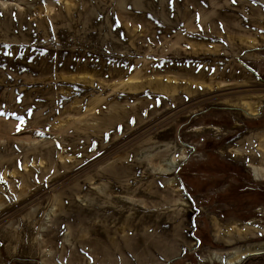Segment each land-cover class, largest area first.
<instances>
[{"label":"rangeland","instance_id":"obj_1","mask_svg":"<svg viewBox=\"0 0 264 264\" xmlns=\"http://www.w3.org/2000/svg\"><path fill=\"white\" fill-rule=\"evenodd\" d=\"M119 4L0 0V264L264 245V0Z\"/></svg>","mask_w":264,"mask_h":264},{"label":"bare ground","instance_id":"obj_2","mask_svg":"<svg viewBox=\"0 0 264 264\" xmlns=\"http://www.w3.org/2000/svg\"><path fill=\"white\" fill-rule=\"evenodd\" d=\"M119 4V6L122 8L125 4H122L125 0H116ZM140 0H132L133 5L138 3ZM146 1V0H145ZM128 2V0H126ZM135 3V4H134ZM149 5L153 4L152 2H146ZM234 155H236L238 158H254L255 156L250 152L248 154L244 153L242 149L238 148L236 150ZM261 155L264 156V151L261 152ZM184 158V155H183ZM181 159V158H180ZM179 158L175 159L174 155H172V158L166 159L164 162H162L161 166H158L156 169L163 173H173L178 165H179ZM253 173L256 175V178L261 177V170L258 168L257 165H253ZM173 181H176L174 178ZM221 231H224L225 233H232L234 231H238V235H232L229 237L231 241H234L235 239L239 238H246L249 237V235L254 234V232H262L264 233V227L258 229L259 227L256 224L253 223H243V224H232L230 226H224L223 224L216 223ZM239 253V254H238ZM261 253H264V245H256V246H250V247H241L238 249V251H235V255H228L223 256L221 253H214L212 255L213 260L219 262L220 264H239L243 261L244 258L248 256L253 255H259Z\"/></svg>","mask_w":264,"mask_h":264},{"label":"flooded vegetation","instance_id":"obj_3","mask_svg":"<svg viewBox=\"0 0 264 264\" xmlns=\"http://www.w3.org/2000/svg\"><path fill=\"white\" fill-rule=\"evenodd\" d=\"M225 176H227L226 174H224ZM230 177H220L219 180H224V179H229Z\"/></svg>","mask_w":264,"mask_h":264},{"label":"snow or ice","instance_id":"obj_4","mask_svg":"<svg viewBox=\"0 0 264 264\" xmlns=\"http://www.w3.org/2000/svg\"><path fill=\"white\" fill-rule=\"evenodd\" d=\"M23 118H21V120H22Z\"/></svg>","mask_w":264,"mask_h":264}]
</instances>
